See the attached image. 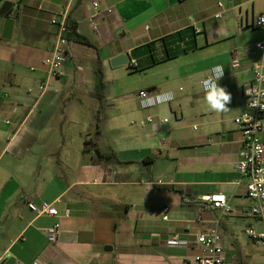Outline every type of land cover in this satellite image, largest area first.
<instances>
[{
	"label": "crops",
	"instance_id": "0c3cea01",
	"mask_svg": "<svg viewBox=\"0 0 264 264\" xmlns=\"http://www.w3.org/2000/svg\"><path fill=\"white\" fill-rule=\"evenodd\" d=\"M5 3L12 9L0 16V264H197V234L214 227L228 264H264L263 248L247 233L263 232L264 223L250 215L253 202L236 186L242 135L235 124L264 32L247 44L241 36L264 13V0H0V11ZM62 15L66 63L43 95L30 96L28 89L46 78L43 61L56 41L51 20ZM7 19L14 21L9 40L3 39ZM189 54L197 63L180 61ZM122 56L126 64H113ZM132 60L137 72L154 75L143 91L172 94L173 102L142 111L137 93L106 96L105 83L98 98V66L105 82L108 74L135 71ZM217 65L224 68L217 83L231 94L225 113L208 110L201 85ZM104 103L155 122L136 142L86 154L95 130L89 121ZM76 108L88 120L72 117ZM96 151L116 158L98 161ZM213 194L225 195L232 212L202 205ZM42 202L54 203L60 217L29 207ZM57 220L59 239L50 244L45 231ZM175 235L192 246L169 247Z\"/></svg>",
	"mask_w": 264,
	"mask_h": 264
},
{
	"label": "built area",
	"instance_id": "2783aa9c",
	"mask_svg": "<svg viewBox=\"0 0 264 264\" xmlns=\"http://www.w3.org/2000/svg\"><path fill=\"white\" fill-rule=\"evenodd\" d=\"M93 6L95 10H99L100 8L99 3H94ZM218 6L220 9L223 8L222 4H218ZM106 12L111 13V10H107ZM222 17L223 15L221 13L216 15L217 19H221ZM262 19H264V13L254 21L253 25L264 32V22H260ZM89 21L91 25H94V18H90ZM51 24L55 27L56 41L50 55L43 61L46 78L37 88L28 89L27 94L30 96L40 97L43 95L47 91L51 80L60 77L61 70L66 63V55L69 47V41L66 38V16L54 17L51 20ZM255 48L261 52L262 57L252 65L253 78L243 90L245 109L235 118V124L242 135L239 160L236 165V173L238 175L236 186H243L247 198L253 202L250 215L264 223V184L258 183L264 180V152L254 154V149L257 145L264 148V140L262 138V134L264 133V107H260V105H264V41L258 43ZM234 62L237 64V60ZM130 66L134 69L137 68V62L132 60ZM31 70L35 71V69ZM142 93H147V95H142ZM169 95L172 99L167 102H157L156 98L158 94L140 91L137 94L139 108L142 111H146L169 104L174 100L173 95ZM255 102H258L259 105L252 107V104ZM245 116H247V120H245ZM154 122V116H147L145 119L138 121V123H133V125L138 124L141 127H146L147 125H152ZM167 122V120H163V123ZM6 124H9V122L7 121ZM194 130H197V127H194ZM212 142L211 139L208 140L209 144H212ZM253 184L256 185L255 195L250 187ZM158 185H161V183ZM219 195L221 194H213L201 198L202 205L206 208L220 210L223 214L231 213L232 207L225 195H223L225 197L224 201L213 199V197ZM29 207L38 212L39 216L46 215L53 219L60 217V213L54 203L42 202L38 206L30 203ZM163 211L165 214L163 219L167 221L169 209L164 208ZM64 215L65 217H69L70 211L67 210ZM60 230L61 225L58 220L46 229V237L50 244H56L58 242ZM247 233L264 250V231L256 232L253 228H249ZM166 242L169 247L174 248H189L192 246L186 240H182L178 235L170 237ZM221 242L222 238L217 227L199 232L194 242V246L199 249V254L194 258L195 262L197 264H228ZM33 264L39 263L34 262Z\"/></svg>",
	"mask_w": 264,
	"mask_h": 264
},
{
	"label": "rangeland",
	"instance_id": "374dc122",
	"mask_svg": "<svg viewBox=\"0 0 264 264\" xmlns=\"http://www.w3.org/2000/svg\"><path fill=\"white\" fill-rule=\"evenodd\" d=\"M240 31L241 29L239 30V32ZM260 34H263V32L254 27L253 29H250V31L246 32V34L241 36V42H243L244 44L252 43L259 37ZM180 61H183L184 63H186V65L190 66L197 63V58L195 54H189L187 56H183ZM153 78L154 75L152 72L139 73L136 70L132 71L128 68L123 70V72H121L119 75L108 74L104 82L107 88L105 95L116 97L121 92V90H130L132 93L138 94L141 90L143 91L149 83L152 82ZM84 111L85 109L83 108H76L77 113L72 117H76L81 119L82 121H86L88 120V115L86 116L84 114ZM133 112V108H123L118 105L116 108L110 109L105 104L101 111V114L98 117L97 115L94 116L93 119L91 116V121H89L91 122V124H93L92 128L95 129L92 132V135L89 137V140H87L91 143L89 148L98 150L100 149L104 152L109 153L108 146H120L121 144H125V142L131 144L132 142H136L137 139L140 140L143 135L142 129H144V127L141 128V126H139L138 124L133 125V123H138V119H135V117L133 116ZM167 115V118L170 121H172L173 123L176 122L174 115L171 114L170 111ZM68 126V122H65V127ZM159 137L161 139L164 138V136L162 135H160ZM129 179L136 180V174L129 175ZM158 189L160 190V188ZM173 196L176 200H180L181 198V195L179 193H175Z\"/></svg>",
	"mask_w": 264,
	"mask_h": 264
},
{
	"label": "clouds",
	"instance_id": "9594fccd",
	"mask_svg": "<svg viewBox=\"0 0 264 264\" xmlns=\"http://www.w3.org/2000/svg\"><path fill=\"white\" fill-rule=\"evenodd\" d=\"M260 22H264L262 19ZM224 68L221 65H217L213 71V74L209 76L207 80L202 81V88L205 92L204 100L206 101L207 107L209 111L215 113H225L229 111L227 105L231 101V94L228 93L224 87H221L217 81L223 76ZM250 95V93H248ZM142 95H147V93H142ZM157 102H167L172 99L169 94L161 93L157 96ZM259 105L258 102L252 104L253 106ZM260 107H264V105H260ZM245 120H247V116H245ZM264 152V148H261L259 145L254 149V154ZM258 183L264 184V180L259 181ZM253 190V194H256V185L253 184L250 186ZM213 199H218L220 201H224L225 197L221 194L217 197H213Z\"/></svg>",
	"mask_w": 264,
	"mask_h": 264
},
{
	"label": "trees",
	"instance_id": "16d2710c",
	"mask_svg": "<svg viewBox=\"0 0 264 264\" xmlns=\"http://www.w3.org/2000/svg\"><path fill=\"white\" fill-rule=\"evenodd\" d=\"M85 45H89V43H87L85 41ZM131 68V67H130ZM136 70V69H135ZM96 86H97V96L99 99H101V93L104 90V76H103V71L101 66H98V69L96 71ZM90 142L86 141L84 144V153L88 154V152L91 151L92 148L90 147ZM116 158V154L115 153H110V154H101L99 151H96V159L99 160H111V159H115Z\"/></svg>",
	"mask_w": 264,
	"mask_h": 264
},
{
	"label": "water",
	"instance_id": "95a60500",
	"mask_svg": "<svg viewBox=\"0 0 264 264\" xmlns=\"http://www.w3.org/2000/svg\"><path fill=\"white\" fill-rule=\"evenodd\" d=\"M12 9V4L11 3H5L0 11V16H8L10 11ZM13 27H14V21L12 19H7L5 24H4V31H3V39L5 40H9L11 38L12 35V31H13ZM116 63H121V64H126L127 63V59L125 56L119 57L116 62H113V64ZM210 215V213L205 212L203 214V216L206 218ZM12 263V260L10 261V259L4 263V264H10Z\"/></svg>",
	"mask_w": 264,
	"mask_h": 264
}]
</instances>
